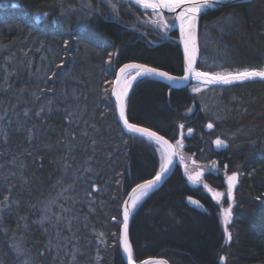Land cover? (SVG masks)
Listing matches in <instances>:
<instances>
[{
	"label": "trees",
	"instance_id": "trees-1",
	"mask_svg": "<svg viewBox=\"0 0 264 264\" xmlns=\"http://www.w3.org/2000/svg\"><path fill=\"white\" fill-rule=\"evenodd\" d=\"M89 1L0 0V264H126L123 201L164 163L158 145L121 128L111 89L128 62L182 75L177 32L164 38L129 1L113 0L115 13ZM198 49V71L264 69V0L203 14ZM195 84L140 78L126 117L172 143L185 133L183 154L217 169L203 176L213 191L238 173L231 242L228 198L190 185L178 164L134 209L133 260L264 264V80Z\"/></svg>",
	"mask_w": 264,
	"mask_h": 264
},
{
	"label": "snow or ice",
	"instance_id": "snow-or-ice-1",
	"mask_svg": "<svg viewBox=\"0 0 264 264\" xmlns=\"http://www.w3.org/2000/svg\"><path fill=\"white\" fill-rule=\"evenodd\" d=\"M104 2L116 12V4L113 0H104ZM130 2L135 3L144 9H151L154 15L160 16V13L164 10L168 12H175L176 9H180V12L175 16V21L179 24L180 32V43L183 44L184 57H185V67L184 75L177 77L169 74L167 71L159 70L156 67H149L144 64H126L120 68L119 74L116 78V83L118 89H113V95L116 97V104L120 112V120L123 121L124 127L129 133H138L141 137L147 138L149 142H154L158 145V150L165 157V162L161 164L160 171L155 175L154 179L147 180L145 183L137 185L136 188L132 190L130 194L131 203L125 202L126 207L123 212V228L120 236L121 247L123 252L127 254L128 264H133V250L131 245L127 240V229L129 212L132 207H135L138 201H140L144 196L152 190L158 182L161 180L162 176L169 171V165L172 163L171 156L175 151L182 147V141L177 140L175 147L168 143L167 140L163 139L161 136L157 135L155 131H149L147 128L137 127L135 124L130 123L125 117V110L123 107L124 97L127 96V90L131 87L132 82L138 78L145 77H158L162 80L168 81L170 84L173 83H184L189 80L197 81V86L193 87L194 92H199L201 90L199 85H231L235 82H242L245 80H251L254 78L264 79V69L261 70H243V71H198L194 67L196 64V55L198 51L197 46V27L198 20L201 15L205 14L208 10L214 9L215 6L224 3V0H130ZM91 7V5H88ZM63 14V13H62ZM45 17L51 15L50 13H44ZM160 21L163 24V17H160ZM165 28L170 27L169 25H164ZM68 41L65 40V45ZM130 70H134L130 71ZM122 82V87L119 85ZM212 124H208V128H212ZM183 127V125H181ZM189 134L192 129H188ZM215 145L219 148L221 146H226L224 141L221 139L215 140ZM215 162H213L214 164ZM201 176L200 172H196L194 176L190 175L188 179L190 181H197ZM237 182V175L234 173L227 179L228 192L227 198L229 202L233 199V188ZM207 187V185H205ZM220 193H216L214 198L219 197ZM195 203V202H193ZM223 224L226 226L231 221V208L222 211ZM225 238L231 240V235L225 227L224 232ZM224 258L221 257V260ZM145 264H149L148 261ZM163 264V262H160Z\"/></svg>",
	"mask_w": 264,
	"mask_h": 264
},
{
	"label": "water",
	"instance_id": "water-1",
	"mask_svg": "<svg viewBox=\"0 0 264 264\" xmlns=\"http://www.w3.org/2000/svg\"><path fill=\"white\" fill-rule=\"evenodd\" d=\"M248 1H252V0H224V3H223V4L218 5V6H215L214 9L208 10L207 12L212 11V10H215V9H218V8H220V7H224V6H228V5H233V4H239V3H244V2H248ZM138 7H140V6H138ZM140 8H141V7H140ZM146 10H149V11H150L151 9H146ZM179 12H180V9H179V8L176 9L175 12H168L167 10L162 11L163 14H171V15L173 16V24H174V26H173L172 30H175V31L177 32V35H178V43H179V46H180V49H181V52H182V57H183V73H182V75H180V76H179V75H174V74H171V73L168 72L169 74L174 75V76H177V77H181V76L184 75V67H185L184 48H183V44L180 43L179 24H178L177 21H175V16H176ZM207 12H206V13H207ZM201 16H202V15H201ZM201 16H200V17H201ZM198 22H199V20H198ZM197 46H198V27H197ZM198 58H199V49H198V51H197V55H196V64L194 65L195 68L197 67ZM126 64H142V63H138V62H128V63H125V64L121 65V66L118 68V70L116 71L115 79H114L113 86H112V89H111V99H112V101H113V103H114V105H115V110H116L117 120H118V122H119L121 128H122L125 132L129 133V132L127 131V129L124 127L123 121L120 120V112H119V108L117 107V104H116V97L113 95V89H114V88H117V89H118V85H117V83H116V78H117V75L119 74V70H120L121 67H123V66L126 65ZM144 65H146V64H144ZM146 66H149V65H146ZM149 67H152V66H149ZM159 70H161V69H159ZM130 71H133V72H134V70H130ZM163 71H164V70H163ZM153 78L159 79V80H161V81L167 83L168 85H170V86L173 87V88H185V87H188V86L190 85V83L192 82V80H189V81L184 82V83H173V84H170L168 81L162 80V79H160V78H158V77H153ZM139 79H140V78H138L137 80L133 81V83H132V85H131V87H130V90H129L128 94H127V96L124 97V100H123V107H124V110H125V117H126V100H127V97H128V95H129L130 91L132 90L134 84H135ZM120 85H121V84H120ZM120 85H119V87H120ZM126 119H127V117H126ZM128 121H129V120H128ZM129 122H130V121H129ZM130 123H132V122H130ZM133 124H134V123H133ZM135 125H136L137 127H143V126H140V125H137V124H135ZM143 128H146V127H143ZM147 129H148L149 131H154V130H151V129H149V128H147ZM156 133H157V132H156ZM130 134H134V133H130ZM134 135L140 136L138 133H136V134H134ZM157 135L161 136L163 139L167 140L169 144H171V145L174 146V144H173L168 138L164 137L163 135H161V134H159V133H157ZM140 137H141V136H140ZM143 138H144V137H143ZM145 139H147V138H145ZM174 147H175V146H174ZM184 158H185L184 155H182V154H177V151H175V153L171 156L172 163L169 165V171H168L166 174H164V175L162 176L161 180L158 182V184H157L152 190H154V189H156V188L162 186V185L165 183V181L170 177V175L174 172V170L176 169V167H177V165H178V160H179V159H184ZM189 163H190V165L195 166V167L197 168L196 172H200V173H201L200 178H199L197 181H195V182H197V183H201V184H205V182H204V180H203V176L206 175V174H208V173L210 172V169L207 168L206 165L201 164V163L197 162L196 160H194L193 157H189ZM207 166H208V167L212 166V163H209ZM196 172H194V173L192 174V176H194V175L196 174ZM233 174H234V173H233ZM235 174L237 175V182H236V184H235V186H234V188H233V199H232V201L230 202V204L226 207V209H228L229 207L231 208V221H230V223H229L228 225H226V226L223 224L224 232H225V227H227V230H228L229 233H230V231H229V226H230V224L232 223V217H233V215H232V209H233V207H234V205H235V204H234L235 193H236V189H237V187H238V185H239V175H238L237 172H235ZM231 175H232V174H231ZM231 175H229V176H231ZM189 176H190V175H189ZM229 176H228V177H229ZM228 177L225 179V185H226V187H228V185H227V179H228ZM154 178H155V176L152 177V178H150V179H154ZM150 179H148V180H150ZM146 181H147V180H145V181H143V182H141V183H139V184L145 183ZM139 184H137V185H139ZM137 185L134 186V187L130 190V192L127 194L126 198H125L124 201H123L122 208H121V220H122V223H121L120 228H119L118 246H119L120 254H121V256H122V258H123V260L125 261L126 264H128V261H127V254L123 252V248L121 247V243H120V236H121V232H122V228H123V212H124V209H125V207H126L125 202L127 201L129 204L131 203V197H130V194L132 193V190H133L134 188L137 187ZM152 190H150L149 192H151ZM149 192H148V193H149ZM214 192H215V194H216V193H220V192L217 191V190H215ZM144 197H145V196H144ZM144 197H143V198H144ZM143 198H142L140 201L137 202V204L135 205V207H136V206H137V205L143 200ZM216 198H219V197H216ZM135 207H132L131 210H130V212H129L128 229H127V240H128V243H129V244H130V242H129V229H130L131 218H132V215H133V212H134ZM226 209H224V210H226ZM222 211H223V210H222ZM230 235H231V233H230ZM230 242H231V240L229 241V240H227V239H226V241H225L226 244H229ZM223 258H224V259L222 260V264L224 263V260H225V257H223ZM146 261H148L149 264H153V263L160 264V262H163V264H170L167 260H165V259H161V258H147V259H144V260H142V261H140V262H136V261L133 260V264H145Z\"/></svg>",
	"mask_w": 264,
	"mask_h": 264
},
{
	"label": "rangeland",
	"instance_id": "rangeland-1",
	"mask_svg": "<svg viewBox=\"0 0 264 264\" xmlns=\"http://www.w3.org/2000/svg\"><path fill=\"white\" fill-rule=\"evenodd\" d=\"M60 1H63L64 2V1H68V0H60ZM76 1H78V4H80V5H84V6L90 5V1L89 0H76ZM124 1H129L130 2V0H124ZM131 3H133V2H131ZM133 4L136 5L135 3H133ZM138 8H140V7H138ZM140 9L142 11L149 12V14L147 15V18H146L147 23L149 25H151L153 28H155L156 30H158L163 35V37L166 38L168 36V31L170 29H172L173 26H174V24H173V16L171 14H163L162 12L160 13V16H157V15H154L153 14L152 10L149 11V10H146V9H144L142 7ZM161 16L163 17V24L160 21V17ZM164 25H169L170 27L165 28ZM254 79H260V78L257 77V78H254ZM251 80H253V79H251ZM192 81H194L196 83L194 86H197V81H195V80H192ZM245 81H247V80H245ZM199 86H200L201 90L205 87L203 85H199ZM207 86H209V85H207ZM194 93H198V92H194ZM186 133H187V135H189V132H186ZM184 134L185 133L181 132L180 135H179V139H178V140H181L182 141V147H183V144H184V142H183V135ZM173 144L175 146L176 145V142L173 143ZM182 147H179L176 150L177 151V154L184 155L183 154V151H182ZM184 157H185L184 159H179L178 160V164L180 165L181 169L183 170L185 176L188 179L189 175H192L194 172H196L197 168L190 165V163H189V157H187L185 155H184ZM164 162H165V160H164ZM205 165H206L207 168H209L213 172L217 170V169L214 168V166L208 167L207 164H205ZM229 175H231V174L226 175V178ZM188 181H189L190 185H192V186H198L199 184H201V183H197V182L190 181L189 179H188ZM205 185L206 184H202V186L204 187L205 191L207 193H209L213 197V199H215V201L218 204H221L222 201L224 200V198L227 197L228 187H226V191L225 192L220 193L219 198H214L215 192L208 185H207V187H205ZM220 207H221V209L224 210V209H226L227 205L226 206H221L220 205ZM49 209H44V212L45 213L48 212Z\"/></svg>",
	"mask_w": 264,
	"mask_h": 264
},
{
	"label": "bare ground",
	"instance_id": "bare-ground-1",
	"mask_svg": "<svg viewBox=\"0 0 264 264\" xmlns=\"http://www.w3.org/2000/svg\"><path fill=\"white\" fill-rule=\"evenodd\" d=\"M132 83H133V82H132ZM120 87H122V82H121ZM129 90H130V88L127 90V94H128V92H129ZM222 210H223V209H221V211H220L221 218H222ZM222 225H223V218H222ZM153 264H157V263H153Z\"/></svg>",
	"mask_w": 264,
	"mask_h": 264
},
{
	"label": "flooded vegetation",
	"instance_id": "flooded-vegetation-1",
	"mask_svg": "<svg viewBox=\"0 0 264 264\" xmlns=\"http://www.w3.org/2000/svg\"><path fill=\"white\" fill-rule=\"evenodd\" d=\"M192 166V165H191ZM195 167V166H194Z\"/></svg>",
	"mask_w": 264,
	"mask_h": 264
}]
</instances>
